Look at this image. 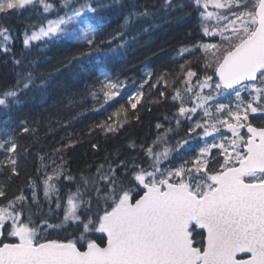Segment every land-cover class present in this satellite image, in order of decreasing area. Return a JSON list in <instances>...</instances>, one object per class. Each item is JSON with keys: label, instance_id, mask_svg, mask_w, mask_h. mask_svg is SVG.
<instances>
[{"label": "snow or ice", "instance_id": "1", "mask_svg": "<svg viewBox=\"0 0 264 264\" xmlns=\"http://www.w3.org/2000/svg\"><path fill=\"white\" fill-rule=\"evenodd\" d=\"M117 2L59 0L63 15L57 12L56 19L47 20L46 26L33 30L31 35L26 32L24 48H30L32 41L48 38L51 42L82 41L89 48L82 55L99 52L106 43L101 34L110 23L106 10ZM193 3L200 11L203 35L218 36L219 40L193 46L202 53V79L191 68L183 71L181 82L184 92L194 98L193 106H184L179 88L172 99L181 102L179 115L188 119L198 109L203 110L207 119L197 120L188 130L190 137L195 133L196 138L203 139V146L197 150L189 139H183L172 148L167 146L165 134L154 142L164 145L161 151L141 146L147 157L143 164L147 166L120 161L117 167L109 165L105 170L101 165L95 176H81L76 191L68 193L63 205L52 181L64 173L46 175L43 192L49 212L53 211L51 202L55 196L56 209H64L62 219L53 224L44 218L35 225L31 212L25 217V210L17 207L26 200L23 195L0 205V264H264V126L255 127L249 120L250 114L264 113V0ZM166 6L171 7L172 0H166ZM26 7L42 8L47 14L56 9V4L49 0H0V21ZM150 15L146 8L134 10L125 17L121 28L127 29ZM10 40L9 29L0 23V51L6 55L11 51ZM107 43L111 44V40ZM109 51L118 54V48ZM185 52L191 54L192 49L185 47L179 54ZM12 62L22 71L15 89L0 93L3 108L19 104V93L35 86L33 73L24 68L23 60L13 56ZM209 70L211 75L207 74ZM163 79L159 77L157 83ZM102 88L106 100L119 95L118 82L107 77ZM206 88L210 90L208 95L203 94ZM244 92L247 98L242 97ZM141 95L129 100L133 109ZM218 96H234L236 102L233 105L229 99L227 104L209 105ZM132 99L136 102L132 103ZM101 128L116 131L111 125ZM224 128L231 137L221 132ZM245 128L242 134L240 130ZM22 131L28 132L29 128L23 127ZM214 133L219 134V143L216 137L211 143L206 139ZM17 147L12 133L5 132L0 150L15 153ZM213 149L218 150L219 159L213 157ZM180 150L195 155L179 166L161 167L173 151ZM16 163L15 158L8 157L12 174H17ZM213 163L218 166L213 168ZM64 178L74 179L71 175ZM4 197L6 191L0 186V198ZM32 198L35 202V191ZM68 228L74 229L72 238H47L51 235L49 229L67 232ZM96 233L103 234V245L90 238ZM197 237L201 239L199 246Z\"/></svg>", "mask_w": 264, "mask_h": 264}, {"label": "trees", "instance_id": "2", "mask_svg": "<svg viewBox=\"0 0 264 264\" xmlns=\"http://www.w3.org/2000/svg\"><path fill=\"white\" fill-rule=\"evenodd\" d=\"M49 2L56 4L51 13L44 14L42 8L26 7L6 21H0L11 35V51L7 55L0 51V93L15 89L18 73L22 71L20 66L13 64V56L23 60L24 68L33 73L35 80L34 87L19 93V104L0 107V139L5 137V132H11L18 145L15 153L0 150V186L6 191V197L0 198V205L23 195L26 200L17 207L25 210V217L30 211L35 225H40L44 218L58 224L64 213L63 207L56 209L55 196L51 202L53 211L49 212V202L43 192L46 175L63 172L74 177L69 181L60 175L52 181L63 205L68 193L76 191L81 176H95L101 165L106 170L109 165L117 167L120 161L143 164L147 157L141 146H153L155 151H161L164 145L154 142L165 134L167 146L175 148L178 141L189 139L198 150L200 144L196 134L190 137L188 130L204 117L200 113L191 115V119L180 116L181 102L173 100L172 96L176 88L181 90L183 97L188 94L181 82L184 70L191 68L201 79L205 75L202 53L193 46L216 42L203 35L200 11L193 0H172L171 7L166 6V0H118L113 8L106 10L110 23L100 37L106 41L101 51L82 55L89 52L82 41L51 42L48 38L32 41L30 48L25 49L26 32L38 30L47 20L56 18L57 12L63 15L59 0ZM104 2L112 4L113 0ZM145 8L150 16L127 29L121 28L129 13ZM122 44L123 47H119ZM185 47L192 49V53L180 55ZM110 48H118V54L113 55ZM207 74L212 72L209 70ZM105 77L119 84L120 93L111 100L103 95ZM159 77L164 79L157 83ZM195 81L193 77L192 83ZM136 90L142 95L133 109L128 97ZM161 92L164 95H160ZM242 97L247 98V94ZM261 118L249 116L250 122L259 127L264 126V118L263 121ZM5 120L7 124L3 123ZM157 124L161 127L157 128ZM102 125H111L116 131L106 132ZM23 127L29 131L23 132ZM133 144L135 147L130 146ZM217 153L214 150L212 155L219 159ZM194 155L192 151H173L169 160L174 162L172 166H179ZM8 157L16 159L17 174H12L7 166ZM217 166L213 163V168ZM73 232L74 229L68 228L67 232L51 233L49 238L65 235L72 238ZM102 237L100 233L90 235L103 245ZM200 243L197 237V246Z\"/></svg>", "mask_w": 264, "mask_h": 264}, {"label": "rangeland", "instance_id": "3", "mask_svg": "<svg viewBox=\"0 0 264 264\" xmlns=\"http://www.w3.org/2000/svg\"><path fill=\"white\" fill-rule=\"evenodd\" d=\"M212 10H213V9L210 7V8H209V11H212ZM221 11H225V10H221ZM54 19H56V18H53V19H50V20H54ZM210 23H212V22H210ZM46 24H47V23H46ZM46 24L43 25V26H46ZM38 30H39V29H38ZM38 30H36V31H38ZM29 35H31V33H30ZM212 38H214L215 40H213V41H216V42L219 40V37H218V36H217V37H212ZM213 43H215V42H213ZM193 91H198V89H197V88H194ZM119 93H120V91H119ZM138 93H139V91L136 90V91L132 92V93L129 95L128 98L131 99V98L137 96ZM209 93H210V90H209V89H207V88L204 89V91H203V94H204V95H208ZM212 94L215 95V93H212ZM243 94H247V93H246V92L241 93V95H243ZM117 96H118V95H117ZM190 97H191V94H190V93H188V94H186V95L184 96V106H185V107H192V106H193V100H194V98H190ZM139 98H140V97H139ZM229 99L232 101V104L234 105L235 102H236L234 96H233V97H230V98H228V99H226V98L223 97V96H218V97H216V99H215L214 101H209V105H214V104L217 103V102L227 104V103H229ZM135 102H136L135 99H132V103H135ZM213 110H214V109H213ZM198 113L202 114V116H203V110H202V109H198L196 114H198ZM192 115H193V114H192ZM250 115H253V116H255V117H262V118H264V113H259V112H258V113L250 114ZM262 118H261V120H262ZM204 119H207V118L204 117ZM262 121H263V120H262ZM202 122H203V120H202ZM240 131H241L242 134L246 133L245 129H241ZM201 132H202V131H201ZM221 132H222L226 137H231V133H230L226 128L221 129ZM213 137H216V142H217V143L220 142V141H219V134H217V133H214L213 136L207 137L206 139L208 140L209 143H211V142H213ZM196 139H197V141H198L199 144H200L199 147H202V146H203V142H204L203 139H202V138H196ZM214 150L218 152L217 149H213L212 152H213ZM172 163H174L172 160H171V161L168 160V162H167L166 164H162L161 167H162V168H165V167H173V166H172ZM48 231H49L50 233H55V234H57V233H59L60 231H63V229H57V230H55V231L49 229ZM41 235L43 236L44 233H41ZM47 238H49V236H48Z\"/></svg>", "mask_w": 264, "mask_h": 264}, {"label": "water", "instance_id": "4", "mask_svg": "<svg viewBox=\"0 0 264 264\" xmlns=\"http://www.w3.org/2000/svg\"><path fill=\"white\" fill-rule=\"evenodd\" d=\"M253 126H255V125H253ZM255 127H259V126H255ZM245 131H247L246 128H245Z\"/></svg>", "mask_w": 264, "mask_h": 264}]
</instances>
